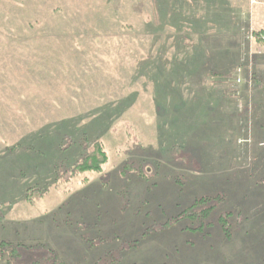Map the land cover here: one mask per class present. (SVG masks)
<instances>
[{"label": "rangeland", "instance_id": "1", "mask_svg": "<svg viewBox=\"0 0 264 264\" xmlns=\"http://www.w3.org/2000/svg\"><path fill=\"white\" fill-rule=\"evenodd\" d=\"M262 3L0 0V243L25 263L264 264ZM95 141L101 173H76Z\"/></svg>", "mask_w": 264, "mask_h": 264}, {"label": "trees", "instance_id": "2", "mask_svg": "<svg viewBox=\"0 0 264 264\" xmlns=\"http://www.w3.org/2000/svg\"><path fill=\"white\" fill-rule=\"evenodd\" d=\"M143 17L146 19V16L143 15ZM147 21V20H146ZM92 148H94L91 153H88L85 157H83L76 165H75V171L76 173L80 174L83 172H93V173H101L102 167L107 162V155L105 151L103 150L102 144H100L98 141H95L93 143ZM129 166V167H127ZM125 166V169L122 173H128L127 171L130 170V172L138 171L140 168H133L131 165ZM142 177H145V175L141 172L140 174ZM200 198V200H196L193 202L188 208H185L182 213H180L177 217H188V216H195V217H206L208 215L209 209H212L215 207L213 205L212 198ZM205 204H209V206ZM211 204V205H210ZM199 211H198V210ZM28 247H24L23 245L18 247H13L11 243L8 242H2L0 243V264H65L61 262L60 260H54L52 262H42L39 261H32V262H24L23 257L25 255L24 249H27ZM4 257H6V260L3 262ZM54 257L56 255L54 254ZM57 258V257H56ZM48 259V258H47Z\"/></svg>", "mask_w": 264, "mask_h": 264}, {"label": "crops", "instance_id": "3", "mask_svg": "<svg viewBox=\"0 0 264 264\" xmlns=\"http://www.w3.org/2000/svg\"><path fill=\"white\" fill-rule=\"evenodd\" d=\"M260 6H261V8H262V7L264 6V3H262V5H260ZM245 216H247V217H245V218H242V217H241V218H240V221L243 222V226H244V227L241 226V223H237V221H236V223H233V222H232V223H233V224H236V225H235L236 227H241L242 229H245V227H246L245 231H246V230L248 231V230L251 228L249 225H251L252 228H253V227L256 228V227L259 225L258 222H252L253 224H250V223H249L250 220H248L247 223L244 222L246 219H248L249 214H248V215H245ZM240 221H239V222H240ZM236 237H238V235H236ZM228 243H229V242H228ZM234 244H237V245L240 247V249L242 248V245H241V244H240V245H239V243H234ZM226 246L229 247V246H231V245L229 244V245H226ZM201 250L203 251V250H204V247H202V248L200 247L199 251H201ZM199 251H198V252H199ZM204 253H208V252L205 251ZM223 255H226V253L223 254ZM226 257H227V256H226ZM228 259H229V258H228ZM224 261H225V260H224ZM225 263H227V259H226ZM215 264H224V262H223V260H222V256H221L220 253H219V257H217V259H216V261H215ZM231 264H232V262H231Z\"/></svg>", "mask_w": 264, "mask_h": 264}, {"label": "built area", "instance_id": "4", "mask_svg": "<svg viewBox=\"0 0 264 264\" xmlns=\"http://www.w3.org/2000/svg\"><path fill=\"white\" fill-rule=\"evenodd\" d=\"M250 38V40H252L253 38L254 39H257V40H259L261 43H263L264 44V31L263 32H255V34H254V32H253V35H252V33L250 32V35H249V37H248V39ZM241 70L242 69H238L237 71H236V75H235V80H234V83L236 84V85H240V84H243L242 82V78H241Z\"/></svg>", "mask_w": 264, "mask_h": 264}]
</instances>
